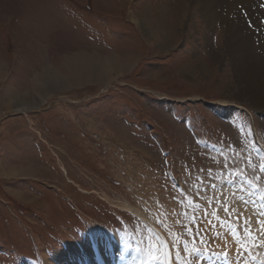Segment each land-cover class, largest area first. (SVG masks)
<instances>
[{
    "label": "rangeland",
    "instance_id": "374dc122",
    "mask_svg": "<svg viewBox=\"0 0 264 264\" xmlns=\"http://www.w3.org/2000/svg\"><path fill=\"white\" fill-rule=\"evenodd\" d=\"M231 1L206 17L195 0H0V264H59L97 225L118 237L117 264H164L156 229L124 201L166 233L179 264L264 262V108L239 94L247 44L229 42L246 27L264 57V0ZM139 13L159 32L167 23L170 41L144 32ZM48 18L62 32L64 20L88 25L87 51L49 56ZM85 54L89 81L70 87L67 57ZM51 74L59 83L44 91ZM89 95L85 107L109 100L108 117L80 114ZM16 97L33 107L16 112ZM74 122L94 137L72 134Z\"/></svg>",
    "mask_w": 264,
    "mask_h": 264
},
{
    "label": "bare ground",
    "instance_id": "6f19581e",
    "mask_svg": "<svg viewBox=\"0 0 264 264\" xmlns=\"http://www.w3.org/2000/svg\"><path fill=\"white\" fill-rule=\"evenodd\" d=\"M202 1L203 2H201V0H200V2H199V0H195V5L197 6L196 8L202 10V12L200 13L201 16H203V14H204L206 17H208V16H210V17L220 16V14H218L214 10V5L216 4L215 1H217L218 3H225V4L228 3V2H225L227 0H202ZM253 1L254 0H232L230 2V4L242 2L243 5L247 4L250 6V3L251 4L254 3ZM255 5H256V8L258 9L257 4H255ZM260 5H261V3H260ZM244 7H245V5H244ZM263 12H264V9H263ZM155 13L157 15H154V16L155 17L158 16L159 12H155ZM248 13L250 15L251 11L249 10ZM139 16H140V19H142V22H140V26L144 32L148 33L151 36L154 33V31L155 32L157 31L156 33H157L158 39H159V41H161V43L164 40H165V42L170 41L172 34H171V30L168 27L167 23H164L165 29L167 31L165 32L164 30H160V32H159L155 28V23L148 21L146 19L145 14L139 13ZM134 19L135 18H132V21H134ZM259 26H260V23L257 24V27H259ZM244 29L247 31L246 35L242 36L241 34L239 35V34H237V32H235L232 40H229V42H232L235 39L236 40L235 43H237L236 46H238L239 44H241L243 42L247 44L246 50L242 49V51L244 53L242 51L240 52L237 49L236 54L240 55L241 57H240V60L238 59L234 64L235 70H236V74L234 75V77H235L234 82H235V85L237 86V90L241 96H243L251 104H254L258 107L264 108V57H262V55H259L255 51L256 48L252 42L253 37L250 39L251 35H253L252 31H249V29L246 27H244ZM258 30H260V29H258ZM237 31H238V29H237ZM230 34H231V32H230ZM256 36L257 35H255V37ZM162 39H164V40L162 41ZM260 39L261 38H259V40ZM206 44H208V43H206ZM225 46L228 47L227 42H225ZM260 46L263 47L261 44H260ZM261 47H260V50L262 49ZM224 49L221 52H224ZM250 60H252V61H250ZM248 61H250L251 64L247 63ZM101 68H105L104 71L108 69L105 62H103V65ZM45 79L46 80L43 81V83H41V86H43L42 90L45 89L46 81H49L52 83H59L58 77L54 76L52 74L46 75ZM14 104L20 105L19 107H17L16 112L26 111L27 109L33 107L32 101L30 99H27V97H16V98H14L12 100L11 106H13ZM119 207L122 210H126V211L131 212L132 214L136 215L138 218H141V220L142 219L145 220L147 223L151 224V227L153 226L154 229H156V234L158 235L157 237H159V239H160L159 245H160L161 249L163 250V253H162L163 259L162 260H163L164 264H179L175 260L176 254L173 250V246H172L171 241L168 239L166 233L161 228H159L156 223H154L153 221L148 219L149 217L147 218L140 210H138L137 208H135L133 205H131L130 203H128L126 201L122 202L119 205ZM224 233L227 234L228 231H226ZM119 244H120V241H119L118 237L115 236L112 238L110 235L108 236L107 233H101L99 225H97V226H95V234H94V241L93 242H91L88 239V242L84 241L80 247H78L77 245L76 246L73 245L71 247L69 245L70 247L68 249H66V250L64 249L63 251H60V253L57 254V256H56L57 259L55 261L59 264H85L87 261H89L86 258L88 256L89 259L91 260L92 264H117V260L121 254V247H120L121 244L120 245ZM227 255L228 254H222L221 253L220 256L215 257V258H210V257H206L205 255H203V257H202L203 260L200 262V264H240L241 263V260H239L238 262L233 261ZM119 264H121V261L119 262ZM193 264H196V261H194Z\"/></svg>",
    "mask_w": 264,
    "mask_h": 264
},
{
    "label": "crops",
    "instance_id": "0c3cea01",
    "mask_svg": "<svg viewBox=\"0 0 264 264\" xmlns=\"http://www.w3.org/2000/svg\"><path fill=\"white\" fill-rule=\"evenodd\" d=\"M74 19L78 20V18H73V20ZM69 21L70 22L64 20V22H62L63 24L71 23L72 30L69 32L60 31L59 28L61 23L57 24L58 27H54L52 19L48 18L47 20L43 21V24H46L44 27L50 29V31L48 30L47 32L48 35L46 37L47 42L50 44L49 51H47L49 56H51L53 52H55L61 46H63L64 48H71L73 44L77 45L78 43L81 42L84 43L83 45L84 51H87L85 47H88L87 43L91 37V32L89 30L90 28L88 27V25H84V26L80 25L83 24V22H79L78 25H74L71 22V20ZM57 22H61V20ZM87 60L90 61V56L87 54L75 58L70 56L67 57L66 64L68 66L66 67L64 64L63 73L65 75L68 73L72 74L73 82H69L70 87H75L76 84H78L79 86L82 84V82L83 84H87V82L89 81L88 77L81 76L82 74L83 76H85V74L90 73L89 72L90 64L87 62ZM64 86H66V84H64L63 87Z\"/></svg>",
    "mask_w": 264,
    "mask_h": 264
},
{
    "label": "flooded vegetation",
    "instance_id": "af4514ba",
    "mask_svg": "<svg viewBox=\"0 0 264 264\" xmlns=\"http://www.w3.org/2000/svg\"><path fill=\"white\" fill-rule=\"evenodd\" d=\"M93 98H94L93 95H89L86 98H82L83 100H81V99L77 100V101L82 102V103L85 102L84 104L81 105V109L79 110L80 114L83 115V117L86 116L88 118H92V121H94V118H97V117H99L101 119H103L104 117H108V115L104 114V112L108 111V109H110L109 100L108 101H101V100L96 101L94 103H90V105H87V107H85L86 101H91V99H93ZM94 115H95V117H94ZM99 122H102V120H100ZM70 125H71V119H70V116H68L67 117V127L68 126L70 127ZM91 125L93 126V123H91ZM86 129H88L89 132ZM70 131L72 134H77L81 138L87 137V136L88 137H91V136L94 137V134H95L87 126L85 128L84 126L77 124L75 122H74V127L70 128Z\"/></svg>",
    "mask_w": 264,
    "mask_h": 264
},
{
    "label": "snow or ice",
    "instance_id": "6c2138e0",
    "mask_svg": "<svg viewBox=\"0 0 264 264\" xmlns=\"http://www.w3.org/2000/svg\"><path fill=\"white\" fill-rule=\"evenodd\" d=\"M262 170H264V165L261 166ZM189 203L191 204V201L189 200ZM196 207H199V205H195ZM213 215H215V213H213ZM262 264H264V262H262Z\"/></svg>",
    "mask_w": 264,
    "mask_h": 264
}]
</instances>
